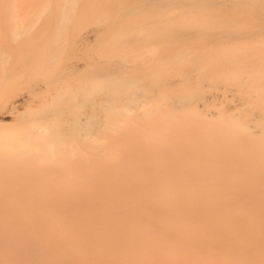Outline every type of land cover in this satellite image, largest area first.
<instances>
[{
	"label": "bare ground",
	"instance_id": "bare-ground-1",
	"mask_svg": "<svg viewBox=\"0 0 264 264\" xmlns=\"http://www.w3.org/2000/svg\"><path fill=\"white\" fill-rule=\"evenodd\" d=\"M144 2L163 55L149 123L106 148L100 124L80 141L45 140L47 122L1 135L22 167L0 160V264H264V0ZM136 77L111 100L126 112ZM24 176L53 186L23 196Z\"/></svg>",
	"mask_w": 264,
	"mask_h": 264
},
{
	"label": "rangeland",
	"instance_id": "rangeland-1",
	"mask_svg": "<svg viewBox=\"0 0 264 264\" xmlns=\"http://www.w3.org/2000/svg\"><path fill=\"white\" fill-rule=\"evenodd\" d=\"M74 1V7L67 4L65 12L60 7L65 0H0V136L16 137L21 131L29 132L34 125L47 122L45 140L55 141L62 135L60 138L64 140H78V136L80 141L82 134L94 131L100 124L95 139L106 148L111 140L122 134L126 139L128 134L143 131L149 123L142 122V117H148L142 109L153 105L140 104L149 98L152 102L160 100L155 96L156 82L160 81L156 72L163 63V55L160 45L159 49L151 48L153 53L146 48L156 45L159 38L156 32L153 41L149 36L147 3L144 0ZM142 26L147 28L144 36H136L135 29ZM86 36L84 42L82 38ZM151 70L154 73L149 74ZM129 73L137 76L133 82L144 96H132L131 99L138 102L129 103L130 111L126 112L122 110V102L111 100L115 88ZM92 85L95 87L91 90ZM210 87L220 86L211 83ZM153 116L156 118L157 114ZM0 160L6 165L21 166L18 156L3 154ZM77 160L73 155L69 163L75 165ZM62 170L55 165L33 167V171L41 175L44 172L58 174ZM22 179L34 181L15 186L23 196L24 189L53 186L40 183L38 176Z\"/></svg>",
	"mask_w": 264,
	"mask_h": 264
}]
</instances>
